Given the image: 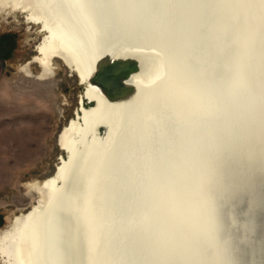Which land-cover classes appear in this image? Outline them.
Instances as JSON below:
<instances>
[{"label":"bare ground","instance_id":"6f19581e","mask_svg":"<svg viewBox=\"0 0 264 264\" xmlns=\"http://www.w3.org/2000/svg\"><path fill=\"white\" fill-rule=\"evenodd\" d=\"M167 1L0 0V18L24 15L29 25L40 28L42 43L24 72L32 76L35 64L40 69L38 80H46L55 75L58 60L84 87L78 117L57 139L67 157H60L53 177L28 184L40 200L0 232L4 264H264V162L239 149L242 137L234 120L229 122L234 130L231 136L238 141L228 135L215 137L217 147H210V140L215 141L213 124L227 117L225 110L233 107V118L240 113L244 118L251 113L248 108L253 101L264 103V79L242 104L234 103L226 93L240 82L248 86L239 63L248 65L264 58V52L251 53L244 47L246 26L264 37V0H193L200 5L203 27L199 37L203 41L197 42V57L177 64L169 44L178 47L182 36L177 24L188 15L182 20L185 11L179 15L175 4L192 0ZM159 17L167 39L161 33L154 37ZM209 25V34L215 26L217 40L222 42L217 54L212 53L215 45L218 49L216 39L209 45L204 39ZM183 43L189 42L183 37ZM149 52L158 55L159 65L148 77L140 71L120 84L97 80L113 60ZM250 75L253 85L258 72L253 69ZM169 88H174L172 94ZM195 103L199 117L193 121L202 136L188 144L180 130L185 126L181 111L195 108ZM243 106L246 111H241ZM258 113L255 116L263 117L264 124V111ZM150 120L157 133L142 131ZM191 122L189 119L187 125ZM131 127L145 147L153 143L147 166L137 173L143 182L137 185L136 180L138 206L124 197L120 182L110 183L116 174L112 160L120 146L125 159L132 152ZM124 163L129 167L128 161ZM172 164L180 168L177 181L172 178ZM155 169L161 184L169 181L172 189L162 193L151 183ZM128 177L131 175L120 179L127 181ZM176 186L184 188L188 205L177 201ZM157 194L163 196V202ZM165 199L170 205L166 213L156 204H165ZM136 213L145 225L149 223L148 228L139 227ZM125 216L128 236L123 233Z\"/></svg>","mask_w":264,"mask_h":264},{"label":"rangeland","instance_id":"374dc122","mask_svg":"<svg viewBox=\"0 0 264 264\" xmlns=\"http://www.w3.org/2000/svg\"><path fill=\"white\" fill-rule=\"evenodd\" d=\"M42 39L24 15L0 18V232L40 200L28 184L53 177L67 157L57 139L83 96L79 78L61 61L46 80H38L35 64L32 76L24 72Z\"/></svg>","mask_w":264,"mask_h":264},{"label":"water","instance_id":"95a60500","mask_svg":"<svg viewBox=\"0 0 264 264\" xmlns=\"http://www.w3.org/2000/svg\"><path fill=\"white\" fill-rule=\"evenodd\" d=\"M168 2H169V0L166 3H168ZM175 5L176 6L179 5V15L182 16V12L185 11V15L182 16V20H183V17H186L188 15L187 19H184V21H182V23H178L177 25L179 28L178 32L182 36L181 41H182V38L184 37L189 42L188 44L183 43L184 44V46H183V45H181V41H180L178 44L179 48L176 45H174L173 42L171 44H169V46L172 47V48H170L169 52L172 55V58H174L173 63L177 64L178 62L179 63L183 62L184 59H186V58H188V59L190 58V60H191V59H194V57H197V52H196L197 42L200 43V41H203V37H201V36L199 37V28H201L203 26L200 24V22H201L200 21L201 11H200V5L197 1H193V0L187 1L185 4H182V2L179 1ZM175 13H176V9H175ZM157 22H158V26H156L157 28L155 27L154 32H156V34L154 37L159 38V33H161L167 39L168 37H167L166 33L164 32V24H162V19L159 17L157 19ZM180 22H181V20H180ZM210 26L211 25H209V27H207V33L208 34H207V36L204 37V39L208 42V45L211 43V41H212V43L215 44V41H213V40L216 39L218 49H216V45H215L212 48V53L217 54L220 51V48H221L220 46L222 45V42L221 41L219 42L217 40V32H216L215 26H213V28H211V31L212 30L213 31L211 34H209L210 33ZM185 27H190V29L188 31H186ZM244 30H246V32H245L246 37L244 39V47H246L245 49H247V50L249 49V51L251 53L264 52V37L263 38L259 37L257 35V33H253L255 30L254 28H250V27L246 26V28H244ZM214 33H216V35ZM166 39L165 38L163 39L165 41V44H167ZM169 46L167 44V48ZM212 60H213V62L215 61V59H212ZM157 61H158V55H156L155 53H151V52H149V54H146V55L134 54V56L126 58V59H122V60L115 59L103 69V72L101 74H99V77L97 78V80L100 82H106V83H117L118 82L120 84V82L124 79L126 80V78L132 80L133 76L135 74L139 73L140 71H141V73H143V75L148 77L150 75L151 71L154 68H156L157 65H159V63H157ZM247 61H249V60H247ZM241 64L242 63H239V65L242 66L241 76L244 78V80L246 81L248 86H242V84L240 82V84H237L233 89L231 88L230 90H228L226 92L227 94H229L231 96L232 101L234 103H238V104H242L241 102H242V99L244 97H245V102H247L249 99H251L252 96L255 94L253 87H257V84L262 79H264V58L261 60H254L253 59L250 62V64H248V65H241ZM168 67H169L168 71H170V68H171L170 62H169ZM253 69H255L258 72V78H257V81L252 85V76L250 74L252 73ZM235 71H236V69L232 65V75H234ZM192 87L193 86H191V90H192ZM260 87L262 88V92H263V85ZM173 90H174V88L173 89L169 88V91H168L169 94H172ZM166 92H167V89H166ZM177 94H178V92L175 93V96ZM263 96H264V94H263ZM220 99L221 100L223 99L222 94H220ZM225 100H227V99H225ZM259 101L260 100H255L250 104L248 110L252 114L248 113L244 118L242 117V113H240L241 116L238 117L237 119L233 118V116H235V114H232V112L236 113V110L233 107H231V109L229 108V109L225 110L223 113L227 117H224V118L220 117L221 120L218 122L216 121L217 123L213 124L211 135H212V138H215V137L216 138H223L227 135H228V137H232L231 133L234 130H233V126H231L229 124V122L231 120H234V126H235V128L237 127L236 132L238 134H240V136L242 137V141L240 142V144H242V145L239 149H242L245 154L251 153L252 154L251 159L256 160V161H260L261 163H263L264 162V128L262 127L264 125L263 120H262L263 117L258 118L255 116V114L257 116H260V115H258L259 114L258 112L261 111V113H263V111H264V103L260 104ZM179 103L181 105L180 101H179ZM195 109L198 110V105L196 106V103H195V108H190L187 111H185L183 109L181 111V113L184 115V118H182L181 121L185 126L184 127L180 126V130L183 133L184 140H187L188 144H189V142L190 143L192 142L194 144V140L196 141L197 137L202 136L200 134V131H199V125L197 126L193 121V120L196 121L195 118L198 119V117H199L196 115ZM246 110H247V108H245V106H243L241 109V111H246ZM184 119L186 121H184ZM189 119H191L193 122V123L191 122V125H187V122L189 121ZM203 125H205V124L203 123ZM145 127L144 126L142 127L143 129H145L142 131H146L149 133H151V132L153 133L157 129V128H154V125H153L151 120L149 121V123L146 124ZM135 128H137V127H135ZM133 130H134V128L131 127V131H132L131 136L133 137V140H134V141L130 142L132 152L130 151V153L128 154L129 156L126 157V159H125L126 154L122 153L123 147L120 146V149L117 151L116 155L114 156V159L112 160V161H114V164H115V169H116L115 173L116 174H115L114 180H112L110 183L112 185V183L114 184L115 182H120V189L122 187L124 197L126 196L125 198H128L129 202H131V203L133 202L134 204H137V206H138L139 202H138V200H136L137 190L135 189L136 180H137V185L139 182L140 183H143V182H142V179L139 178V176L137 177V173H138L139 169L142 168L144 165H145V167L147 166L146 164H147V161L149 160V159H147V155L149 154L151 146L153 143L149 144L148 147H145L144 142L137 140L136 130H134V132H133ZM188 136H189V138H187ZM216 138H215V141L213 139L210 140V141H213L212 142L213 144L210 147H213V146L217 147L216 146L217 145L216 144ZM121 139H122V144L124 145V137H121ZM189 139H191V140H189ZM232 139L238 141V139H236V138L232 137ZM125 142H126V140H125ZM252 144H255V146L253 147ZM158 149H160V147H158ZM210 150H212V148ZM231 150L232 149H229V152L227 153L229 155V158L231 157V154H230ZM217 153H218V151L216 152V154ZM225 156H227V155H225ZM227 158H228V156H227ZM124 160L128 161L129 167L125 165ZM209 160H210V158H209ZM212 160H216V159H212ZM232 163L234 165H236L237 161L232 162ZM175 167H176L175 165L171 166V168H175ZM255 167H256V162H255ZM177 169H180V168H177ZM177 169L175 168L172 170L173 174L169 172L170 174L173 175L172 178H174L175 181H177L180 177V172ZM206 169L207 168H205L204 171H206ZM156 171H157V169H155V171L153 172V175H154L153 177H155V179H158V180H155V179H154V181L151 180V183L158 190L162 191V193L164 191H167L168 189H172V185L170 184L169 181L163 182V185L161 184V182L159 181V180H161V179H159L160 175L158 178L156 176ZM127 174L131 175V178L128 177V179H127L128 182L126 180L120 179V177H122V176L126 177ZM140 174L144 175V171H142ZM164 178L165 177L162 176V179H164ZM172 178L170 180L174 182V180ZM129 179H131V181H129ZM148 180L150 181V178ZM129 182L131 183L130 185H129ZM175 190H178V191H176L178 193L177 194V201L182 206H184V203L188 205V200L186 199L187 194L184 192L185 191L184 188L182 186H181V188H179V186H176ZM187 192L190 193L189 190H187ZM161 194H157V197L161 202H163V196L161 197ZM125 198L121 199L123 201L124 205L126 203ZM184 199H186V201ZM160 201H159V203H156V204H159L160 206H162L165 213H166V211L168 210L170 205L166 202V199L164 201L165 204H162ZM191 203H193V202L191 201ZM152 204H154V203H152ZM163 205H165V206H163ZM135 206L136 205H134L133 209L135 212H137L136 211L137 207H135ZM201 209L203 212H204V210L206 211V203L204 204L203 207H201ZM158 214H160V212ZM137 216H138L139 227H141V228L143 227L142 229H146V227L148 228L149 223L147 225H145V223L140 221L138 213H136V218H137ZM149 218L153 219L150 216H149ZM127 221H128V216H125L123 222L118 219V223L122 222V224H123V231H124L123 233L125 236H128V223H127ZM133 228H134V231H136L137 226L135 225Z\"/></svg>","mask_w":264,"mask_h":264},{"label":"flooded vegetation","instance_id":"af4514ba","mask_svg":"<svg viewBox=\"0 0 264 264\" xmlns=\"http://www.w3.org/2000/svg\"><path fill=\"white\" fill-rule=\"evenodd\" d=\"M78 82H79V81H78ZM83 92H84V87L82 88V93H81V95L83 94ZM80 98H81V96H80ZM80 98H79V103H78V107H79V108L76 109V111H75L74 116H73L72 119H76V118L78 117V114H79L80 110H81ZM72 119H71V120H72ZM68 123H69V122H68ZM64 157H65V156H64Z\"/></svg>","mask_w":264,"mask_h":264}]
</instances>
